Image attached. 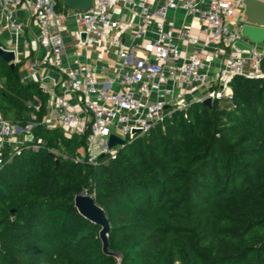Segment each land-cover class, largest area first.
<instances>
[{
	"label": "trees",
	"instance_id": "obj_1",
	"mask_svg": "<svg viewBox=\"0 0 264 264\" xmlns=\"http://www.w3.org/2000/svg\"><path fill=\"white\" fill-rule=\"evenodd\" d=\"M21 65L0 58L2 117L24 127L36 114L35 141L0 167V264H116L74 206L82 190L119 264H264V77L235 76L231 102L175 111L90 165L75 160L87 133L40 123L46 96Z\"/></svg>",
	"mask_w": 264,
	"mask_h": 264
},
{
	"label": "built area",
	"instance_id": "obj_2",
	"mask_svg": "<svg viewBox=\"0 0 264 264\" xmlns=\"http://www.w3.org/2000/svg\"><path fill=\"white\" fill-rule=\"evenodd\" d=\"M243 1L93 0L83 12L64 7L68 14L56 8V0H0V25L13 45L0 47L13 50L16 63L28 25L35 29L41 54L21 81L37 82L46 96L40 122L45 128L87 133L75 160L96 165L123 147H110V135L130 144L193 103L231 102L235 76L264 77V41H243L250 53L232 49L242 41ZM36 100L34 111L41 104ZM35 119L32 112L20 127L0 113V167L26 140L35 141Z\"/></svg>",
	"mask_w": 264,
	"mask_h": 264
},
{
	"label": "water",
	"instance_id": "obj_3",
	"mask_svg": "<svg viewBox=\"0 0 264 264\" xmlns=\"http://www.w3.org/2000/svg\"><path fill=\"white\" fill-rule=\"evenodd\" d=\"M67 9H75L83 12L92 7L93 0H62ZM244 20L239 25L242 41H237L232 45L234 52L250 53L251 47L243 41L258 43L264 41V0H244L243 1ZM0 58L7 62L11 68L15 65V52L0 47ZM202 104L211 107V98H206ZM168 109V107H166ZM116 144L124 146V141L114 135H110L108 145L111 147ZM74 206L78 213L87 220L100 227L98 236L101 241V250L104 254L111 255L120 262V255L117 252L108 250V231L110 228L108 218L102 207H100L92 195L86 190H82L74 196Z\"/></svg>",
	"mask_w": 264,
	"mask_h": 264
},
{
	"label": "crops",
	"instance_id": "obj_4",
	"mask_svg": "<svg viewBox=\"0 0 264 264\" xmlns=\"http://www.w3.org/2000/svg\"><path fill=\"white\" fill-rule=\"evenodd\" d=\"M60 10L65 12L64 6ZM66 12L68 14H70L69 13L70 11H66ZM21 14L24 15L25 18H28V17H26L25 12H21ZM69 17H70L69 19H71V16H69ZM235 18L240 19L241 16L236 15ZM28 21H29V19H28ZM193 27H194V32L197 33L198 29H199V25L197 23H193ZM35 33H36L35 29L31 26L29 27V25H28V27L24 33V36L22 37L20 48L17 51V62L22 60V65H21L20 70H19L21 77H22V75H24L28 71L29 62L32 59H34L36 56L41 54V50L39 49L38 45L35 42V37H36ZM8 39H9V37H8L7 31L5 30V28L2 25H0V41H5L6 45L10 44L9 48H12L13 45H11V42ZM0 45H3V44H0ZM185 49L187 51L186 52L187 55H189V53L191 51V46H189ZM18 136H22V135H18Z\"/></svg>",
	"mask_w": 264,
	"mask_h": 264
},
{
	"label": "rangeland",
	"instance_id": "obj_5",
	"mask_svg": "<svg viewBox=\"0 0 264 264\" xmlns=\"http://www.w3.org/2000/svg\"><path fill=\"white\" fill-rule=\"evenodd\" d=\"M65 11H67V9H65ZM236 15L241 16V15H240V11H238ZM236 15H235V17H236ZM237 19H238V18H237ZM236 24H237V21L234 20V21L230 24V28H231V29H234V28L236 27ZM0 44H3L4 46H6V42H5V41H0ZM20 67H21V66H20ZM226 105H228V104H226Z\"/></svg>",
	"mask_w": 264,
	"mask_h": 264
}]
</instances>
